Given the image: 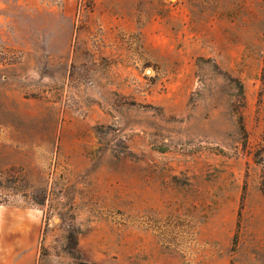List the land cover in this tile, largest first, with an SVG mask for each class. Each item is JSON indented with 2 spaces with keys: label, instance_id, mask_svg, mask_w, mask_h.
Listing matches in <instances>:
<instances>
[{
  "label": "rangeland",
  "instance_id": "obj_1",
  "mask_svg": "<svg viewBox=\"0 0 264 264\" xmlns=\"http://www.w3.org/2000/svg\"><path fill=\"white\" fill-rule=\"evenodd\" d=\"M167 3L127 34L91 0H0V264L263 247L264 0Z\"/></svg>",
  "mask_w": 264,
  "mask_h": 264
},
{
  "label": "crops",
  "instance_id": "obj_2",
  "mask_svg": "<svg viewBox=\"0 0 264 264\" xmlns=\"http://www.w3.org/2000/svg\"><path fill=\"white\" fill-rule=\"evenodd\" d=\"M93 7L85 9L81 7V17L86 14L99 18L100 23H105L106 19L113 21L114 26L124 33L131 34L137 31L138 19L142 18L140 24L149 23V16L157 15L153 13V7H157L162 16H166L169 5L167 0H91ZM164 11V12H163ZM83 13V14H82ZM77 48V47H75ZM73 59L79 58L77 53H72ZM237 259V258H236ZM237 263V260H236ZM248 264H264V245L257 252H253Z\"/></svg>",
  "mask_w": 264,
  "mask_h": 264
},
{
  "label": "trees",
  "instance_id": "obj_3",
  "mask_svg": "<svg viewBox=\"0 0 264 264\" xmlns=\"http://www.w3.org/2000/svg\"><path fill=\"white\" fill-rule=\"evenodd\" d=\"M262 192H263V194H264V176H263V181H262ZM235 242H237V238H236V241Z\"/></svg>",
  "mask_w": 264,
  "mask_h": 264
}]
</instances>
